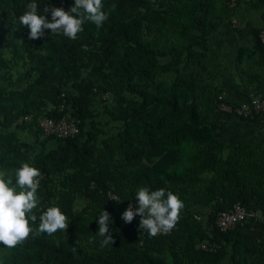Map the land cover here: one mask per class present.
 I'll list each match as a JSON object with an SVG mask.
<instances>
[{
    "label": "trees",
    "instance_id": "1",
    "mask_svg": "<svg viewBox=\"0 0 264 264\" xmlns=\"http://www.w3.org/2000/svg\"><path fill=\"white\" fill-rule=\"evenodd\" d=\"M32 2L49 19L45 6L68 11L74 4L0 0V29L19 36L23 48L15 47L14 54L29 64L27 75H35L23 88L0 90V171H7L14 184L22 162L38 168L39 205L33 227L54 205L69 223L65 232L30 236L13 249L0 244V264H264V152L242 141L224 154V142L216 133L226 124L208 119V113L218 112L220 88L215 86L202 114L197 103L189 102L192 73L171 83L158 79L176 70L184 56L193 60L194 32H201L199 43L207 47L206 33L215 31L219 21L200 16L206 0H102L108 19L101 27L85 21L75 40L47 29L43 37L30 39V30L18 18ZM261 6L264 0H258L257 8ZM259 17L264 21V9ZM261 28L247 30L251 46L238 49L237 61L246 51L264 65ZM159 56L170 58L161 63ZM88 66L92 76H81ZM6 67L0 43V70ZM66 85L73 94L65 93ZM257 91L264 94V81ZM62 93L79 120L77 131L57 137L44 152L41 147L53 136L36 137V151L34 142L21 140L17 131L27 129L36 136L42 133L38 117L60 118L62 111L47 106L56 107ZM107 93L114 96L113 104L103 97L99 108L91 107L95 95ZM28 115L29 120L17 121ZM105 116L106 123H119L115 131L103 128ZM143 186L164 188L183 201L180 220L171 232L150 236L139 227V215L131 223L122 219L130 204L133 210L138 207L136 193ZM77 197L87 199L79 210L74 207ZM235 201L259 211L260 217L220 230L217 213ZM196 207L209 210L205 214ZM103 209L112 219L114 239L105 247L96 232ZM193 213L205 217L197 220ZM204 240L218 246L203 250L199 243Z\"/></svg>",
    "mask_w": 264,
    "mask_h": 264
},
{
    "label": "clouds",
    "instance_id": "2",
    "mask_svg": "<svg viewBox=\"0 0 264 264\" xmlns=\"http://www.w3.org/2000/svg\"><path fill=\"white\" fill-rule=\"evenodd\" d=\"M26 7L28 10L18 19L20 24L30 30L28 35L33 40L43 37L45 29L75 40L78 33L83 31L85 21H90L97 27H101L109 15L103 11L102 0H74L73 6L68 11H65L63 7L45 6L43 12H50V19L48 15L38 13L37 3H29ZM85 50H87L86 47ZM64 104L66 105L61 110L62 113L70 109L71 113L75 115L70 102L65 101ZM68 106L69 108H67ZM41 134L44 135V138L47 135H52L53 138L49 140L51 144L57 137L72 135L58 136L54 133L44 134L43 131ZM14 175L15 183L13 184L12 177L8 172L0 171V244L7 249H13L22 245L30 236L35 237L42 233L51 236L57 231L65 232L68 228L69 218L55 205L47 207L39 215L38 226L33 227L37 221L34 210L39 205L37 191L40 187L38 179L41 175L40 170L30 163L22 162L20 167L15 170ZM136 203L138 207L133 210L130 204L122 213V219L126 223H131L135 216L139 215V227L147 230L150 236L168 233L174 229L184 208V203L177 194L171 191L166 192L164 188L150 190L147 186L138 189ZM96 223L98 225L96 232L102 237L101 247L112 245L114 239L110 232L112 223L110 214L103 209L96 219Z\"/></svg>",
    "mask_w": 264,
    "mask_h": 264
},
{
    "label": "rangeland",
    "instance_id": "3",
    "mask_svg": "<svg viewBox=\"0 0 264 264\" xmlns=\"http://www.w3.org/2000/svg\"><path fill=\"white\" fill-rule=\"evenodd\" d=\"M258 0H250L245 3H239L236 7H230L226 0H206L201 7L200 16L206 18V20H217L219 25L215 28V31L206 33L207 47L203 49L200 45L201 32L197 31L193 34L197 38L190 52L194 56L192 61H189L186 56L177 66V69L167 73H161L158 75L159 80H163L171 83L175 78L180 76H187L191 74V79L194 80V87L190 93H188L189 102L194 101L198 104V109L202 114L205 113L206 107L209 104L215 91V80H224L234 78L238 84V89L244 93L247 98L258 93V85L260 81H264V65H260L255 59V56L247 55L246 51L243 52L240 60L237 61V51L241 47L251 46L250 35L247 30L251 26H260L264 29V21L259 17L260 11L264 9V6L257 8ZM261 30V31H262ZM0 43L2 49V56L7 62V67L0 70V90H15L27 86L29 81L35 79V75L28 76L29 64L23 63L15 54V47L22 49L20 38L16 34H8L6 31L0 29ZM169 56H159L158 62H165L169 59ZM241 61V62H240ZM239 62V63H238ZM238 71V72H237ZM228 74V76H226ZM81 76H92L89 66L85 67L81 71ZM66 88L65 93H72L69 85L64 86ZM63 87V88H64ZM61 88V89H63ZM105 97V102L109 105L115 102L114 96L110 93L104 95H95L92 99L91 107L99 108V100ZM62 102L60 100L58 103ZM64 103V102H63ZM66 105V104H64ZM50 106H47L49 108ZM52 108V107H50ZM104 122L103 128L109 132L115 131L118 122H107L106 116L102 117ZM89 126V121L85 123ZM231 126H246L249 124H241L230 120ZM254 131H260L262 133L261 141L258 143L257 148L264 152V132L261 128L256 126ZM36 134V133H35ZM32 131L18 130L17 136L21 140H26L33 143L37 139L44 138L43 134H37L35 136ZM36 151H39L40 147L34 142ZM51 147V141H48L43 147L41 152H44ZM30 154H34V151H30ZM32 155H30L31 157ZM86 198L77 197L74 202L76 209H81L87 202ZM197 207H200L198 204ZM201 209L206 214L208 207L197 208ZM204 214V215H205ZM200 215V214H199ZM201 214V217L205 216ZM202 222V221H201ZM202 224V223H201ZM264 228V227H263ZM264 239V236L262 237Z\"/></svg>",
    "mask_w": 264,
    "mask_h": 264
},
{
    "label": "built area",
    "instance_id": "4",
    "mask_svg": "<svg viewBox=\"0 0 264 264\" xmlns=\"http://www.w3.org/2000/svg\"><path fill=\"white\" fill-rule=\"evenodd\" d=\"M248 1L250 0H226V3L230 7H236L239 3H245ZM61 97L62 102L56 107L52 106V109H56L58 111L63 110L65 94L62 93ZM216 99L218 112L227 116H231L233 119L243 124L258 125L264 132V94H255L251 97H248L247 101L245 102H234L229 100L224 92H221L217 95ZM67 108H69V106ZM30 118L31 115L23 116L19 117L17 121L21 122L23 119L29 120ZM37 121L44 134L54 133L58 136L75 133L77 131V125L79 122L77 117L71 113L70 109L63 112L60 118L41 116L37 118ZM108 194L113 199L117 198V196L112 192H109ZM193 217L197 220L202 219L201 215L198 213H193ZM259 217V211L248 209L240 201H235L228 209L217 213L215 225L220 230H226L234 227L235 225H244L251 219H256ZM138 220L140 222V218H138ZM199 246L203 250L211 251L214 250L218 244L215 241L204 240L199 243Z\"/></svg>",
    "mask_w": 264,
    "mask_h": 264
},
{
    "label": "crops",
    "instance_id": "5",
    "mask_svg": "<svg viewBox=\"0 0 264 264\" xmlns=\"http://www.w3.org/2000/svg\"><path fill=\"white\" fill-rule=\"evenodd\" d=\"M226 76H228V74H226ZM226 78L224 80H215L214 85L220 88L229 100L234 102L247 101V96L238 89V84L234 79L235 77L231 79ZM208 119L213 123L224 122L226 124V128L224 130L216 133L222 138L224 142V154L233 150L238 145V143L242 141L249 142L255 148H257L258 143L261 141L262 133L260 131H254V128L256 126L258 127V125L249 124L246 126L233 127L230 125V120L234 121V119L228 118V116L215 111L208 113Z\"/></svg>",
    "mask_w": 264,
    "mask_h": 264
},
{
    "label": "water",
    "instance_id": "6",
    "mask_svg": "<svg viewBox=\"0 0 264 264\" xmlns=\"http://www.w3.org/2000/svg\"><path fill=\"white\" fill-rule=\"evenodd\" d=\"M261 40L264 42V29L260 32Z\"/></svg>",
    "mask_w": 264,
    "mask_h": 264
}]
</instances>
